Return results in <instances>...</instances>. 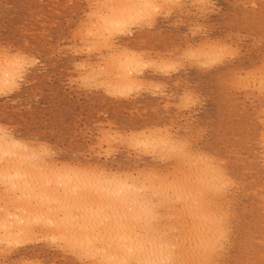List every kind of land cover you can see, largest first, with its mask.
<instances>
[{
  "label": "rangeland",
  "instance_id": "rangeland-1",
  "mask_svg": "<svg viewBox=\"0 0 264 264\" xmlns=\"http://www.w3.org/2000/svg\"><path fill=\"white\" fill-rule=\"evenodd\" d=\"M92 1L93 0H49V1L48 0H21V1L19 0H0V19H1L0 20V23H1L0 24V35H1L0 36V56L2 55V56L10 57V55L12 54L11 57H14V56L15 58L17 57L19 61L21 60L20 63H22L18 69L20 70L19 71L20 73L18 72L17 77L15 79V84H13V87L9 86V87L0 89V128L2 129V130L0 129V131L4 132V133L2 132V134L8 135L7 138L13 137L15 139L22 141L23 143L25 141L26 144L28 142L27 145L30 148L31 146H33V148L36 147L35 149L33 148L32 149L35 150V152H38L37 153L38 156L41 155L43 157L42 158L40 156V160L41 159L44 160L45 164H47V161H48V164H50V166L52 167L54 166L52 169V167H50L49 165L47 166L43 164V166H47V167H43V170L45 171L44 172L42 170V166H41L42 164L37 163V160L39 159L36 160V157H33L35 158V160H33V158L29 159L28 157L26 158L27 161L28 160L32 161V162L30 161L31 166L28 165L29 161L27 163L28 166L26 167H28L29 170L25 168L26 163L24 162L25 165H23V162H21V161L26 160L24 158V160L21 159L20 163L18 161H15L17 162L16 165L17 164L20 165L21 163L22 164L21 166H19V168H18V165L17 167L15 165L14 166L15 168H13L14 171H16L17 168L19 169L18 171H22L23 169L25 172H26L25 169H27V172H30V169H32L31 170L32 172L34 171V176L31 178L32 180L31 179L30 180L32 182L33 181L35 182V183L33 182V184L35 187H37V189L36 188H35L36 190L33 189V184H31L30 180H29L30 182L28 181V183L31 184L32 189H33L32 191H34V193L36 192L37 194L36 193L34 194L31 191V186L29 184H28L29 186H24V188L29 187L28 189H30L29 190L30 194L31 193L32 195L34 194L33 198L35 197L36 199L35 195H38V197H40L41 194L45 191V189L47 190L48 195H51V191L55 189L56 187H58L57 185L60 184L59 182L63 184L62 183L63 179L60 178L61 175L59 176V179L61 180H58L59 182L56 180L58 179V171L60 172V170L63 169V165H66L64 167L69 168V169L74 168L73 170H76L77 168L82 167L80 168L81 170L80 169L79 170L81 172L86 171L88 173H91L92 171H95V170H104L109 173L114 172L117 174L121 173L120 175L129 172L131 174H134V176H141L140 175L141 173L145 175L146 173H148L147 176L154 175L157 173L159 174L163 173L162 175L164 176V178L167 177L169 181L171 180L176 181L178 178L179 179L182 178V175L186 171L185 169H187V166L185 165L181 157L178 156L179 153L181 152L184 153L186 156H188L187 154L189 153V158H191L192 156H196V155L197 157L195 158H198V156L200 155L199 158H201L202 156L201 159L206 160L207 162H209V159L211 158L210 161L215 164H216V161L219 160L217 161V165L218 164L220 165L219 167L223 170L224 173H226V177L228 176L230 177L229 178L230 182L231 180L233 181L229 184L228 186L229 188L227 187L228 190H227V202H225L226 204L225 203L222 204L221 201H218L219 203L216 202L215 204L216 206L214 205V208H213L214 211L217 210L218 208L219 209L221 208L224 212L228 214V219H229L228 220V228H229L228 230H230L229 240L225 244L224 250L222 252V258L219 259L218 264H239L240 257L242 255L245 256V254L242 253V249L244 248V237L245 236H247L249 233H254L256 235L255 240L259 241L258 243L260 245L262 246L264 245V239L260 238V235H262L261 233L264 232V91H263L264 83L262 85V81H264L263 80L264 79V72H263L264 65H262L264 64V0H207V1L206 0H199V1L198 0H179V1L171 0L172 3L170 1L166 3H162L160 1V4L161 5L163 4V5L162 6L160 5L158 7L159 9L155 10L156 14H158L159 17L157 15H150L151 18L147 19L148 22L150 23H148L147 20H145L146 18H149V16L146 17L144 20L139 19V23L138 21H136L137 23L135 21L132 24L130 23V25H133V26L129 25V27H127L126 30L128 32L125 30L127 34L125 33V35L121 37L116 34L111 36L110 40L114 46L112 45V47L110 46L108 47V49L105 47H102V44L100 43V41L96 40L95 36L94 38L91 37V35L88 34V31H86L87 28L93 29L92 27H90V21L92 20V14L89 15L88 13H94V11L99 9L101 6L102 0L100 1L94 0L93 2ZM97 1L100 3H96ZM193 2H195V4ZM169 3L171 4V6L169 5ZM192 3L194 6L192 5ZM178 6H180L181 10L180 9L178 10L179 8ZM188 8H189V11H188ZM196 8L198 10H196ZM175 10L177 12H175ZM194 11L195 13H193ZM180 13H182L183 15ZM34 15L37 17H35ZM70 20H72V22ZM152 21L155 22V24ZM149 26L152 28H150ZM196 30L197 31L199 30V31L196 32ZM82 35L86 38L81 39ZM92 39L95 41V44H93L94 41ZM80 41H82V44H80L81 43ZM90 41H92L93 43ZM86 42H88V44ZM51 43L53 45H51ZM219 44L223 46L224 48L226 47L225 49L222 47L224 51L220 49L221 50L220 52H222L220 53L221 55H217L219 54V50L217 53V48L218 47L221 48ZM226 44L230 46L227 47ZM206 45L209 47L210 50L211 48L213 49L214 47H217V48H214V50H211L210 53H212V55L209 54V56L214 55L213 57L210 56L211 58H213V60H211L210 58L206 59L208 55H206V57L204 56L205 52H208L209 50ZM209 45L211 46V48ZM89 46L91 48H89ZM202 46L204 47L202 48ZM93 47H95L96 50ZM98 47L101 51L98 50ZM124 47H127L129 50H133L135 53L142 56L143 59L147 61H151L148 63L149 65L150 63H153V65H151V67L148 68L149 65L148 63H146L145 64L146 66L144 65L146 69L143 67L144 69H140L141 73L139 71L140 74H138V79L142 81V83L138 80L139 81L137 82L138 84H136L133 87V89H135V87L139 88V86L142 88H140V90L138 91L137 89L131 90L132 91L131 93L128 92L122 96L120 94L117 95L115 92L114 93L110 92V88L107 87L105 84V82L108 80L109 74L107 73V71L104 72V69L101 73L99 69H102L104 65H106V63L104 62H107L108 61L107 58L110 57L109 56L111 53L110 48H112L113 51L114 50L119 51V50L124 49ZM1 48L4 50H2ZM231 48H233L234 50ZM77 49L79 50L77 51ZM87 50L90 52H86ZM227 50L228 52L224 53L225 55L227 54L225 56L223 52ZM235 50H237V52ZM82 51L84 53H82ZM151 51L152 52L154 51V53H152ZM201 51L203 52L200 53ZM6 53L8 55H5ZM215 53H217L216 57H215ZM228 54L232 56L230 57V55ZM235 54H237V56H235ZM187 55H189V57ZM224 56H225V59H224ZM220 57H222V59ZM150 58L152 59L150 60ZM156 58H158L159 60ZM198 58L199 60L200 59L201 60L198 61ZM214 58L218 60H215ZM30 59H32L33 61ZM155 59H156L155 61L156 63L154 62ZM191 59L193 61H191ZM24 60L26 63H23ZM101 60L103 63L102 62L100 63ZM219 60L222 62H220ZM164 61L166 63L173 62L171 66L167 64L170 67L169 71L168 70L164 71L165 68L167 69L168 66L163 68L157 65L158 62H164ZM174 61H175V64H174ZM207 61H209V64ZM211 61L212 63H210ZM29 62H31V64L33 65L31 66ZM93 62H95L96 64ZM192 62H194V64ZM176 63L177 64L179 63V64L176 65ZM202 63L204 64L202 65ZM94 64L96 65V67L94 66ZM173 65H176V66H173ZM177 66L179 67V69ZM85 67L87 68V70ZM157 67H159L158 68L159 72L157 70ZM259 67L263 71H261ZM21 68H22V71H21ZM152 68H154L155 71ZM254 71L256 72L254 73ZM79 72L81 73L83 72V74L81 73L79 74ZM251 74L254 76L253 78ZM245 75H247L248 77ZM259 75H263V76L260 77ZM79 76L80 77L87 76V77H85L86 79L82 77V80H81ZM93 76H96L97 78L95 79V77ZM257 76L260 78H258ZM242 77L244 78L242 79ZM19 78L22 80H20ZM259 79L261 80L259 81ZM95 81L97 82L99 81L100 83L98 82L97 84V82L95 83ZM102 83H103V86H101ZM153 84L155 85L157 84L156 87L158 88H156L155 85ZM146 85H148V87ZM253 85H256V86H253ZM244 86H247V87L245 88ZM143 87H147V88H143ZM154 87L156 89H154ZM106 88L108 89V91ZM4 89L7 91L5 92ZM149 90H151V92ZM155 90L156 92L157 90L159 91L156 93L154 92ZM184 90L186 93L184 92ZM185 94L187 95V97H185L186 96ZM188 98L189 100H185ZM181 100H182V103L180 102ZM185 101L186 102L189 101L188 104ZM192 101H193V104L191 103ZM181 104L183 105V108ZM184 105L186 109L184 108ZM184 123H187V124H184ZM167 126L171 128H168ZM179 126L181 127V129ZM156 128H159L160 130ZM164 128L165 130L166 129L167 130L165 131ZM148 129L150 131H147ZM151 129L153 132L161 131L162 135L170 133L169 135L171 136V138L167 134V138L169 137L168 140H171L170 143L172 144L173 142V145L174 144L176 145V142H177V145L174 147L177 149L178 146H180L178 150L181 149V151H178V150H175L176 152L172 151L174 150V148L173 147L170 148L171 145L169 142H168L169 144L165 143L166 146H168L167 148L165 145L160 144V149L158 148V150L153 145L149 146L148 148L145 147L147 145H144L146 150L148 149L147 152L145 151L144 147L139 148L137 146H140V145L135 146L136 142L134 143V140H133L135 136L137 137V135H142V133H146V134H149V132L153 133ZM176 129H178V131ZM132 131L134 132V135ZM118 135L120 136V138ZM125 137L130 138L128 139L129 141H127ZM162 137H166V136H162ZM184 138L186 139V141ZM124 139H126V141ZM177 139L179 140V142ZM102 140H103V144H102ZM29 141L31 142V145ZM106 142H107V145H106ZM121 142H124V144H121ZM180 142L184 144L182 145ZM48 144H51V146ZM190 144H192L193 146ZM100 145H102V147ZM130 145H131V148L134 147L135 149L134 148L131 149ZM188 145L192 147H189ZM41 146H43V148L45 146L46 147L43 149ZM40 148L42 151L40 150ZM161 148L163 150L165 148L166 149L164 151H161L162 150ZM168 148L171 150H169ZM37 149L38 151H36ZM103 149L104 150L106 149V150L104 151ZM174 153H175V156H174ZM46 154L50 155V157H48V155ZM103 154H107V155H103ZM157 154H159L160 156L159 155L157 156ZM53 155H56V156L54 157ZM170 155H172L173 158ZM162 157H164V160ZM214 159H215V162H214ZM161 160L164 163L161 162ZM31 163L34 164L33 165L34 168H32ZM41 163H43V161ZM51 163L53 165H51ZM36 164L37 166H39L40 164L39 168H41L42 171L40 169H39L40 171H38V169L36 170L37 168L35 166ZM56 164H57L58 169L57 167H55ZM183 165L184 167L182 168ZM68 166H72V167H68ZM20 167L23 169L20 170ZM49 167L51 170L49 169ZM47 168L50 170V173L48 170H46ZM181 169L182 170L184 169V170L182 171ZM7 170L9 172L14 173V171H12L11 168L10 169L7 168ZM88 170L91 172H89ZM179 170H181L182 172ZM53 171H56L55 174ZM174 171H176L175 173L179 177L175 173H173ZM5 172L7 171L5 170ZM37 172L39 174L38 177L39 176L40 177L37 178L35 181V178L37 177L36 176ZM46 172L49 177L46 175ZM52 175L57 177V178L54 177V179H55V182L56 181L58 182V184L54 183L53 181L54 179L52 178L53 177ZM163 176L161 177L163 178ZM43 178H45V180ZM46 179L47 180L49 179L48 184H46L47 183ZM50 180L53 181L51 183L52 185L49 184L51 182ZM42 181L43 182L46 181L44 183L45 187H47V185H49L50 187L45 188L41 183ZM36 184H38V186H36ZM39 185H42V187ZM60 185L59 187L62 186ZM19 187L20 188H16V189L17 190L21 189V192L24 191L25 193L23 192V194H21L20 192H18L20 190L17 191L11 188L9 190H5L3 187L0 186V195L3 197V198H0L1 199L0 201L3 203L7 201L4 204L0 202V207L2 208L4 206V208L0 210V216L1 215H2L1 217L4 216L3 217L4 219L3 218L2 219L7 223V221L8 222L13 221L12 218L15 217L13 216L14 214L18 215V212L21 213V211L17 212V210H19L20 208L21 209L25 208L23 209V212H26L25 211L26 208L30 207L33 210V206H34V210L36 211L37 209L38 212L36 211L37 212L36 214L35 213L32 214V212H35V211H30V213L32 214L30 215L32 217L31 216L30 218L27 217V215L29 214L30 208L29 210L27 209L28 212H26L25 214L21 213L20 215L19 213V215L17 216V220L20 219L21 220L20 222L22 223L24 221V218L22 220L21 217L22 216L25 218L27 217L26 219H29V220L27 221L25 220V221L28 227L24 223L21 226L23 227L24 225V227L26 226L27 229L29 227L31 228L28 229L29 230L28 234H26L27 233L26 231L27 229H26L25 230L26 233L24 232V234L21 235V236L24 235V238L19 237V236H17L16 238V239H21L22 241H25V242L26 240L30 241L32 238L33 241L31 240L30 242H26L27 245L26 243L20 244L21 247H19V244H18L19 240L16 243L15 242L13 243L12 240H9V242H12L10 246H7L8 245L7 243L5 244L0 243V247H1L0 250L4 249L3 251H0V264H28V261L30 262L29 264H37V263L38 264H85L86 263L85 260L78 259L76 255H73L69 250L66 249L67 248L66 246L68 244L67 242H69L68 240L72 235V234L65 233L67 231L70 232L68 229L66 230V228H68L67 225L72 226V227H77L76 225L79 223L78 227L75 228V230H73L72 227H69L70 229L72 228L71 231L73 230V231H76L77 233V232H81V228L83 232V229L87 227L85 226L87 224L86 223H84L85 225L82 224L83 222H85V220H82L80 218L81 216L80 211L73 212V215H74L73 218L77 216V219H78L77 224H76V221L74 222L72 221L74 219H72L71 223L69 224L68 222L70 221L69 220L68 222L66 221V218H68L67 215H66V218H63L64 215L61 214L62 212L59 213V211H62V210L58 211L60 204H57L58 202H55V201L58 200L60 203L61 200L59 199L60 197L58 196H60V194L62 193L63 186L61 187V189L59 188L60 190L56 188L58 191L55 189V191H57L58 193L55 192L54 190L52 191L53 193L55 192L56 195L60 193L58 196L54 195L55 199L51 198L53 197V195H51L50 197L47 195V192H44V194H46L44 197L47 196V198H51L52 200L49 201L46 198H43V195H44L43 194L41 196L42 199L47 200V201L44 200L43 202L41 201V198H39L41 202L39 201V199H37L38 201L37 200L32 201L33 198L31 199L30 197L31 195L29 194V192L27 190H24V188L21 187L20 185ZM38 187L40 189L44 187L45 189L40 190L42 191L41 193L40 191L38 192L39 190ZM48 188H51L49 189L51 190L50 192ZM3 190L6 191V192L4 191V193H11L9 194L10 197L8 196L9 199L7 198L6 195L2 194ZM10 190L14 193H12ZM14 194H16L15 197H14ZM28 194L30 195L29 196L30 200L26 201V198L27 199L29 198L26 196ZM24 195L26 198L24 197ZM169 195L170 194H167L166 197L165 195H163L162 197H164L163 198L164 200L162 199V197H160V202L154 201L153 205H155L156 203L155 208L157 206V209L153 208V210L154 211L156 210L155 213H158L157 215L159 216L161 215L160 228L162 229L166 227L164 229H169L168 231H172L173 226H175L176 224L175 221L177 219V216H174L175 213L177 212L176 208L178 207L177 208L178 210L179 209L182 210V209H181V205L179 204V202H176L174 199L169 198L170 197ZM16 197L19 198V200H21L20 198H22L21 202L18 203L19 200L16 201L17 199ZM167 198L171 200L170 202L171 205L169 204L168 201H166ZM10 200H12L15 203V207L13 205L14 203ZM23 201L26 202V204L25 202L23 203L25 204V206L21 204ZM53 201L58 205V208H57V206L53 203L54 204L53 207H56L57 209L52 208L51 203ZM16 202L18 203V205ZM49 202H51L50 205H49ZM8 203L9 205H7ZM36 203L38 204L44 203L46 206L49 205V207H45L44 205L43 207H45V209L43 208L44 210H42L41 209L42 204H41L39 205L40 207H36L35 209V206L37 205ZM173 203H176L178 205L175 207L176 204L174 205ZM20 204L22 206H20ZM27 204L30 206L28 207ZM162 205L165 207V209ZM222 205L224 206L222 207ZM5 207H10L11 209L6 208V209H9L6 211ZM50 207L52 211L49 210ZM16 208L17 210L15 212L14 210ZM38 208L42 210L43 215H44V211L45 212L46 211L55 212V209H56V212H58L59 214L55 213L56 215L55 217L56 218L58 216L59 217L56 219L53 216L54 213H51L53 214L52 215L53 219H52L50 217L51 216L50 213L47 212L45 214L46 215L49 214V216H45L47 217L45 218L43 215H40L41 210H39ZM7 212H9L10 215H6L8 214ZM11 213L13 214L11 215ZM169 214L170 216H168ZM33 215L34 217L37 216L38 217L37 219L39 221L37 220L35 221L36 218H34ZM7 216H9V218L10 216H13V217L9 219ZM5 217H7L9 220L6 219ZM42 217L44 218L42 219ZM48 217H50V219L56 222V223L54 222L53 227H51L53 225V221L52 220H51L52 222L50 221L52 225L49 224L50 219ZM33 218H34V224H35L34 226L32 223ZM71 218L72 217H70V219ZM161 218L165 220L163 219L161 220ZM2 219L0 220V222H3V223H0V224H6L4 223V221H2ZM44 219H47V221ZM17 220H16V224L17 226H19L20 224L17 223ZM43 220L45 222L43 223L44 225L46 224V226L41 224ZM56 220L62 222V224L63 225L65 224L66 226L65 225L63 226L62 224L61 225L57 224L58 221ZM79 220L81 223L78 222ZM39 222L41 225L39 224ZM63 222H66L67 224ZM171 223L174 225H172ZM11 224L12 225L14 224L13 226L16 225L15 222L14 223L10 222V224L8 223L7 225H11ZM167 224L169 225V228L167 227ZM37 225L39 227H36ZM79 225L83 227H79ZM40 226L42 228L44 227L45 228L48 227V228L45 231V228L43 230ZM61 226L66 227L65 228L66 231L65 230L63 231V228ZM33 228H37V230ZM58 228L59 230H56ZM79 228L80 230H78ZM40 229L42 232L40 231ZM60 229L62 231H60ZM31 230L32 231L34 230V231L32 232ZM0 231H1V227H0ZM51 231L53 232L51 233ZM35 232L39 235L36 236ZM51 234H54L56 236L54 237V235L52 236ZM60 234L61 236L67 234L66 239H63L61 237L63 239L61 240V238H59L60 236L57 238V236ZM72 236H75V234ZM53 237L56 242L55 241L53 242L54 240ZM75 238H77V236ZM40 239H41V242H40ZM43 239H46V240L48 239V240L45 241ZM59 239L61 240L60 242L62 241H66V242H64V244L63 242L60 243L58 242ZM15 244H18V245L16 246ZM56 244L58 247L56 246ZM63 245H65V247H63ZM60 246L65 249H62ZM6 251H7V255H6ZM2 252L4 253V255ZM247 257L249 258V256ZM261 264H264V263H261Z\"/></svg>",
  "mask_w": 264,
  "mask_h": 264
},
{
  "label": "bare ground",
  "instance_id": "bare-ground-1",
  "mask_svg": "<svg viewBox=\"0 0 264 264\" xmlns=\"http://www.w3.org/2000/svg\"><path fill=\"white\" fill-rule=\"evenodd\" d=\"M21 1V0H19ZM49 1V0H48ZM94 1V0H93ZM92 1V2H93ZM100 1V0H99ZM160 1L162 3H166V2H171V0H102L101 1V6L99 9H97L96 11H94V13H88L89 15L92 14V20L90 21V27H92L93 29H88L86 31H88V34L91 35V37L94 38V36L96 37V40L100 41V43L102 44V47H105L108 49V47H112L113 43L111 42L110 38L111 36H113L114 34L118 35V36H124L125 33L127 34V27H129L130 23L132 24L134 21H138L139 23V19H145L146 17L149 16V18H146L145 20L147 19H150L151 16L150 15H157L156 14V9H159L158 7L161 5L160 4ZM179 1V0H177ZM199 1V0H198ZM207 1V0H206ZM14 2V1H13ZM16 2V1H15ZM68 2V1H67ZM87 2V1H86ZM247 2V1H246ZM22 3V2H21ZM27 3V2H26ZM51 3V2H50ZM63 3V1H62ZM71 3V2H70ZM77 3V2H76ZM96 3H100V2H96ZM172 3V2H171ZM174 3V2H173ZM182 3V2H181ZM195 4V2H193ZM192 3V5H193ZM203 3V2H202ZM214 3V2H213ZM11 4V3H9ZM15 4V3H14ZM38 4V3H37ZM183 4V3H182ZM24 5V4H23ZM39 5V4H38ZM42 5V4H41ZM52 5V4H51ZM69 5V4H68ZM100 5V4H99ZM98 5V6H99ZM163 5V4H162ZM161 5V6H162ZM169 5L171 6V4L169 3ZM180 5V4H178ZM14 6V5H13ZM36 6V5H35ZM60 6V5H59ZM90 6V5H89ZM194 6V5H193ZM44 7V6H43ZM56 7V6H55ZM91 7V6H90ZM89 7V8H90ZM93 7V6H92ZM178 10L180 9V6H178ZM203 7V6H202ZM5 8V7H4ZM3 8V9H4ZM33 8V7H32ZM39 8V6H38ZM57 8V7H56ZM88 8V7H87ZM98 8V7H97ZM168 8V6H167ZM192 8V6H191ZM23 9V7H22ZM58 9V8H57ZM166 9V7H165ZM184 9V8H183ZM187 9V8H186ZM207 9V8H206ZM20 10V9H19ZM54 10V9H53ZM172 10V9H171ZM170 10V11H171ZM181 10V9H180ZM196 10H198L196 8ZM42 11V10H41ZM59 11V10H58ZM70 11V10H69ZM84 11V10H82ZM165 11V10H164ZM188 11H189V8H188ZM203 11V10H202ZM210 11V10H209ZM208 11V12H209ZM213 11V10H212ZM163 12V11H161ZM173 12V11H172ZM175 12H177L175 10ZM181 12V11H180ZM185 12V11H184ZM16 13V12H15ZM46 13V12H45ZM83 13V12H82ZM153 13V14H152ZM195 13V11L193 12ZM54 14V13H53ZM58 14V13H57ZM182 14V13H180ZM36 15V13H35ZM34 15V16H35ZM38 15V14H37ZM62 15V14H61ZM88 15V16H89ZM183 15V14H182ZM196 15V14H195ZM194 15V16H195ZM6 16V15H5ZM13 16V15H12ZM33 16V15H31ZM55 16V15H54ZM74 16V15H73ZM167 16V15H165ZM172 16V15H171ZM191 16V15H190ZM199 16V15H198ZM11 17V16H10ZM14 17V16H13ZM25 17V16H24ZM37 17V16H35ZM81 17V16H79ZM159 17V16H158ZM16 18V17H15ZM87 18V17H86ZM3 19V17H2ZM43 19V18H42ZM79 19V18H78ZM1 20V19H0ZM39 20V19H38ZM69 20V19H68ZM67 20V21H68ZM142 20V21H143ZM154 20V19H153ZM33 21V20H32ZM72 22V20H70ZM86 21V20H85ZM89 21V19H88ZM150 21V20H149ZM24 22V21H23ZM30 22V21H29ZM83 22V21H82ZM81 22V23H82ZM148 22V20H147ZM153 22V21H152ZM3 23V22H2ZM44 23V22H43ZM42 23V24H43ZM52 23V22H51ZM70 23V22H69ZM137 23V22H136ZM150 23V22H148ZM155 24V22H153ZM1 24V23H0ZM23 24V23H22ZM38 24V23H37ZM68 24V23H67ZM141 24V23H140ZM147 24V23H146ZM8 25V24H7ZM36 25V24H35ZM54 25V24H53ZM88 25V24H87ZM143 25V24H142ZM46 26V25H45ZM69 26V25H68ZM81 26V25H80ZM130 26H133V25H130ZM137 26V25H136ZM153 26V25H152ZM6 27V26H5ZM16 27V26H15ZM87 27V26H86ZM143 27V26H142ZM146 27V26H144ZM148 27V26H147ZM150 27V26H149ZM200 27V26H198ZM8 28V27H7ZM133 28V27H132ZM152 28V27H150ZM192 28V27H191ZM4 29V27H3ZM17 29V28H16ZM29 29V28H28ZM37 29V28H36ZM51 29V28H50ZM78 29V28H77ZM130 29V28H129ZM198 29V28H197ZM207 29V28H206ZM25 30V29H24ZM22 30V31H24ZM44 30V29H43ZM85 30V29H84ZM127 32H126V31ZM71 31V30H70ZM199 31V30H198ZM196 30V32H198ZM41 32V31H40ZM130 32V31H129ZM134 32V31H133ZM194 32V31H193ZM39 33V32H38ZM46 33V32H45ZM36 34V33H35ZM44 34V33H43ZM195 34V33H194ZM31 35V34H30ZM29 35V36H30ZM115 35V36H116ZM193 35V33H192ZM197 35V34H196ZM195 35V36H196ZM1 36V35H0ZM28 36V35H27ZM67 36V35H66ZM65 36V37H66ZM78 36V35H77ZM127 36V35H126ZM31 37V36H30ZM36 37V36H35ZM73 37V35H72ZM81 37V36H80ZM2 38V37H1ZM45 38V37H44ZM62 38V37H61ZM68 38V37H67ZM79 38V37H78ZM86 38L82 35V38ZM73 39V38H72ZM58 40V39H57ZM93 40V39H92ZM119 40V39H118ZM40 41V39H39ZM66 41V40H65ZM69 41V40H68ZM73 41V40H72ZM94 41V40H93ZM97 41V42H98ZM117 41V40H116ZM210 41V39H209ZM218 41V40H217ZM27 42V41H26ZM71 42V41H70ZM82 44V41H80ZM89 42V41H88ZM88 42H86L88 44ZM92 42V41H90ZM118 42V41H117ZM28 43V42H27ZM84 43V42H83ZM93 43V42H92ZM98 43V44H100ZM115 43V42H114ZM217 43V42H216ZM3 44V43H2ZM78 44V43H77ZM95 44V41L94 43ZM92 44V45H93ZM97 44V45H98ZM215 44V43H214ZM225 44V43H223ZM8 45V44H7ZM27 45V44H26ZM43 45V44H42ZM51 45H53L51 43ZM72 45V44H70ZM84 45V44H83ZM96 45V46H97ZM118 45V44H117ZM202 45V44H201ZM216 45V44H215ZM220 45V44H219ZM14 46V45H13ZM28 46V45H27ZM59 46V45H58ZM95 46V47H96ZM101 46V45H100ZM99 46V47H100ZM114 46V45H113ZM192 46V45H191ZM207 46V45H206ZM210 46V45H209ZM217 46V45H216ZM227 47H229L230 45H227ZM26 47V46H24ZM75 47V46H74ZM85 47V46H84ZM93 47V48H95ZM98 47V50L101 51ZM120 47V46H119ZM117 47V48H119ZM196 47V46H195ZM200 47V45H199ZM204 46H202L203 48ZM213 47V46H212ZM221 48H217V47H214V48H217V53H218V50H219V54L215 53V57L217 55H221L220 52L221 50H223V46L220 45ZM223 47V48H222ZM35 48V47H34ZM66 48V47H65ZM78 48V47H76ZM89 48H91L89 46ZM101 48V47H100ZM115 48V49H117ZM207 48L209 49V47L207 46ZM211 48V46H210ZM214 48L211 50H214ZM226 48V47H225ZM224 48V49H225ZM2 49V48H1ZM44 49V48H43ZM83 49V48H82ZM192 49V48H191ZM197 49V48H196ZM200 49V48H199ZM198 49V50H199ZM221 49V50H220ZM233 49V48H231ZM237 49V48H236ZM4 50V49H2ZM22 50V49H21ZM33 50V49H31ZM48 50V48H47ZM53 50V49H52ZM74 50V49H73ZM79 49H77L78 51ZM81 50V48H80ZM94 50V49H93ZM96 50V48H95ZM103 50V48H102ZM177 50V49H176ZM210 50V49H209ZM208 52H205V57L206 55L209 56V54L212 55L211 50ZM230 50V49H228ZM225 51L223 52L226 53L228 52ZM234 50V49H233ZM238 50V49H237ZM237 50H235L237 52ZM19 51V50H18ZM59 51V50H58ZM61 51V50H60ZM106 51V50H105ZM110 57L107 58L108 61L107 62H104L106 63V65L101 66L103 67L102 69H99L102 73L103 69H104V72L107 71V73L109 74V77H108V80L105 82L106 86L110 88V92L112 93H116L117 95H124L128 92H132L131 90H135L137 89L140 90V87L139 88H136L133 89V87L138 84L137 82H139L140 80L138 79V74L141 73L140 69H146V67H144V65L148 62H151V61H147L145 59H143L142 56H140L139 54L135 53L133 50H129L127 47H124V49L122 50H119V51H113L112 48H110ZM190 51V50H189ZM188 51V52H189ZM200 51V50H199ZM205 51V50H204ZM24 52V51H23ZM66 52V51H65ZM74 52V51H73ZM86 52H90V51H86ZM94 52V51H92ZM103 52V51H102ZM143 52V51H142ZM152 52V51H151ZM159 52V51H158ZM203 51H201L200 53H202ZM231 52V51H230ZM239 52V51H238ZM28 53V52H27ZM55 53V52H54ZM62 53V52H60ZM67 53V52H66ZM82 53H84L82 51ZM97 53V51H96ZM107 53V52H106ZM140 53V52H139ZM150 53V51H149ZM154 53V51L152 52ZM157 53V52H156ZM168 53V52H167ZM3 54V53H2ZM11 54V52H10ZM31 54V53H30ZM78 54V53H77ZM91 54V53H90ZM160 54V53H159ZM184 54V53H183ZM189 54V53H187ZM204 54V53H203ZM202 54V55H203ZM214 54V52H213ZM217 54V55H216ZM239 54V53H238ZM5 55H8L7 53ZM12 55V54H11ZM10 57L9 56H0V89L1 88H6V87H13V84H15V79L17 77V74L20 70L19 67L22 63L21 60L19 61V59H17V57L15 58L14 57ZM15 55V54H14ZM48 55V54H47ZM63 55V54H62ZM86 55V54H85ZM89 55V54H88ZM93 55V54H92ZM101 55V54H100ZM143 55V54H142ZM150 55V54H149ZM161 55V54H160ZM165 55V54H164ZM168 55V54H166ZM172 55V54H171ZM194 55V54H192ZM199 55V54H198ZM210 55V56H211ZM225 55V54H224ZM227 55V54H226ZM225 55V56H226ZM230 55V54H228ZM18 56V55H17ZM23 56V55H22ZM31 56V55H30ZM99 56V55H98ZM102 56V55H101ZM106 56V55H105ZM103 56V57H105ZM148 56V55H147ZM186 56V55H185ZM189 57V55H187ZM206 57V59L210 58L211 60H213V56H209V57ZM225 56H224V59H225ZM232 55H230L231 57ZM235 56H237V54H235ZM234 56V57H235ZM19 57V56H18ZM21 57V56H20ZM24 57V56H23ZM66 57V56H65ZM159 57V56H158ZM167 57V56H166ZM191 57V56H190ZM203 57V56H202ZM232 57V58H234ZM33 58V57H32ZM50 58V57H49ZM53 58V57H52ZM99 58V57H98ZM147 58V57H145ZM176 58V57H174ZM181 58V57H180ZM186 58V57H185ZM193 58V56H192ZM200 58V57H199ZM198 58V61H200ZM222 59V57H220ZM231 58V59H232ZM23 59V58H22ZM38 59V58H37ZM103 59V58H102ZM152 58H150L151 60ZM154 59V58H153ZM158 59V58H156ZM156 59L154 60V62L156 61ZM164 59V58H163ZM168 59V58H167ZM170 59V58H169ZM178 59V58H176ZM197 59V58H196ZM195 59V61H196ZM215 60H218L216 58H214ZM223 59V60H224ZM227 59V58H226ZM230 59V60H231ZM32 60V59H30ZM159 60V59H158ZM186 60V59H185ZM27 61V59H26ZM33 61V60H32ZM31 61V62H32ZM37 61V60H35ZM84 61V59H83ZM92 61V60H91ZM99 61V60H98ZM161 61V60H160ZM163 61V60H162ZM170 61V60H169ZM172 61V60H171ZM180 61V60H179ZM189 61V60H187ZM191 61H193L191 59ZM220 61V60H219ZM227 61V60H226ZM229 61V60H228ZM23 62V61H22ZM30 65L32 66L33 64ZM77 62V61H76ZM90 62V61H89ZM102 62V60L100 61V63ZM153 62V61H152ZM178 62V61H177ZM206 62V60H205ZM208 64H209V61H207ZM222 62V61H220ZM23 63H26L25 60ZM36 63V62H35ZM95 63V62H93ZM103 63V62H102ZM156 63V62H155ZM173 63V62H172ZM172 63H166L165 61L164 62H158L157 65L159 67H163L165 68L166 66H168L167 64H169L170 66L172 65ZM194 64V62H192ZM200 63V62H199ZM197 63V64H199ZM212 63V61L210 62ZM214 63V62H213ZM219 63V62H218ZM44 64V63H42ZM73 64V63H72ZM78 64V63H77ZM76 64V66H77ZM96 64V63H95ZM94 64V66L96 67V65ZM174 64H175V61H174ZM179 64V63H178ZM176 63V65H178ZM201 64V63H200ZM204 63H202L203 65ZM29 65V64H28ZM79 65V64H78ZM84 65V64H83ZM82 65V66H83ZM89 65V64H88ZM149 65V63H148ZM151 65H153V63H150L149 67H151ZM176 65H173V66H176ZM185 65V64H183ZM192 65V64H191ZM196 65V64H195ZM215 65V64H214ZM217 65V63H216ZM264 65V64H262ZM27 66V65H26ZM43 66V65H42ZM146 66V65H145ZM156 66V65H154ZM153 66V67H154ZM207 66V65H206ZM212 66V65H211ZM28 67V66H27ZM34 67V66H33ZM32 67V68H33ZM75 67V65H74ZM80 67V66H79ZM98 67V66H97ZM144 67V68H143ZM157 67V70L158 68ZM178 67V66H177ZM184 67V66H183ZM192 67V66H191ZM200 67V65H199ZM81 68V67H80ZM83 68V67H82ZM86 68V67H85ZM90 68V67H89ZM147 68V69H148ZM155 68V67H154ZM152 68V69H154ZM162 68V69H163ZM169 66L167 67V69L165 68L164 71L168 70L169 71ZM202 68V66H201ZM260 68V67H259ZM78 69V67H77ZM84 69V68H83ZM179 69V67H178ZM213 69V68H212ZM75 70V69H74ZM87 70V68H86ZM89 70V69H88ZM256 70V69H255ZM261 70V68H260ZM21 71H22V68H21ZM29 71V70H28ZM62 71V70H61ZM64 71V70H63ZM93 71V70H92ZM140 71V73H139ZM155 71V69H154ZM263 71V70H261ZM69 72V71H68ZM78 72V71H77ZM90 72V71H89ZM97 72V71H96ZM159 72V70H158ZM162 72V71H161ZM172 72V71H171ZM176 72V71H175ZM247 72V71H246ZM256 71H254L255 73ZM258 72V71H257ZM264 72V71H263ZM20 73V72H19ZM22 73V72H21ZM81 72H79L80 74ZM95 73V72H94ZM99 73V72H98ZM261 73V72H260ZM83 74V72L81 73ZM97 74V73H96ZM107 74V75H108ZM166 74V72H165ZM88 75V73H87ZM95 75V74H94ZM106 75V76H107ZM252 75V74H251ZM21 76V75H20ZM92 76V74H91ZM99 76V75H98ZM167 76V75H166ZM247 76V75H245ZM244 76V77H245ZM256 76V75H255ZM260 77L263 76V75H259ZM23 77V76H22ZM80 77V76H79ZM83 77V76H82ZM82 77L81 80H82ZM87 77V76H85ZM83 77V78H85ZM95 77V79L97 78L96 76H93ZM92 77V78H93ZM242 77V79L244 78ZM248 77V76H247ZM250 77V76H249ZM254 76L252 75V78ZM258 77V76H257ZM258 77V78H260ZM72 78V77H71ZM77 78V77H76ZM101 78V77H99ZM105 78V77H104ZM251 78V79H252ZM263 78V77H262ZM20 79V78H19ZM26 79V78H25ZM78 79V78H77ZM86 79V78H85ZM143 79V78H142ZM141 79V80H142ZM240 79V78H239ZM247 79V78H245ZM244 79V80H245ZM256 79V78H255ZM22 80V79H20ZM72 80V79H71ZM74 80V79H73ZM80 80V79H79ZM78 80V81H79ZM105 80V79H104ZM139 80V81H138ZM145 80V79H144ZM253 80V79H252ZM258 80V79H257ZM261 79H259L260 81ZM264 80V79H263ZM19 81V80H18ZM36 81V80H35ZM76 81V80H75ZM86 81V80H85ZM90 81V80H88ZM93 81V80H92ZM101 81V80H99ZM98 81V82H99ZM103 81V80H102ZM250 81V80H248ZM254 81V80H253ZM23 82V81H22ZM97 81H95L96 83ZM97 82V84H98ZM142 83V81H140ZM87 83V82H86ZM100 83V82H99ZM160 83V82H159ZM253 83V82H252ZM258 83V82H257ZM264 81H262V85H263ZM25 84V83H24ZM27 84V83H26ZM85 84V83H84ZM94 84V82H93ZM140 84V83H139ZM146 84V83H145ZM158 84V83H157ZM156 84V85H157ZM176 84V82H175ZM240 84V83H239ZM259 84V83H258ZM88 85V84H87ZM152 85V84H151ZM155 85V84H153ZM155 85V87H156ZM245 85V84H244ZM257 85V84H256ZM256 85H253V86H256ZM17 86V84H16ZM15 86V87H16ZM72 86V85H71ZM86 86V85H85ZM99 86V85H98ZM103 86V83L102 85ZM100 86V87H101ZM138 86V85H137ZM148 87V85H146ZM177 86V85H176ZM235 86V85H234ZM241 86V85H240ZM248 86V85H247ZM247 86H244L245 88ZM251 86V85H250ZM259 86V85H258ZM90 87V86H89ZM147 87H143V88H147ZM158 88V87H156ZM169 87V86H168ZM87 88V87H86ZM92 88V87H91ZM150 88V87H149ZM161 88V87H160ZM239 88V87H238ZM242 88V87H241ZM255 88V87H254ZM20 89V88H19ZM105 89V88H104ZM107 89V88H106ZM243 89V88H242ZM248 89V88H247ZM251 89V88H250ZM259 89V88H257ZM5 90V89H4ZM142 90V89H141ZM164 90V89H163ZM7 90H5L6 92ZM21 91V90H20ZM108 91V89H107ZM145 91V90H144ZM147 91V90H146ZM151 92V90H149ZM153 91V90H152ZM159 90H157L158 92ZM166 91V90H165ZM264 91V89H263ZM4 92V93H5ZM142 92V91H141ZM156 92V90L154 91ZM156 92V93H157ZM185 92V90H184ZM183 92V93H184ZM2 93V91H1ZM137 93V92H136ZM144 93V92H143ZM186 93V92H185ZM192 93V92H191ZM194 93V92H193ZM14 94V93H13ZM141 94V93H140ZM154 94V93H153ZM162 94V93H161ZM188 94V93H187ZM10 95V94H8ZM115 95V94H114ZM128 95V94H127ZM160 95V94H159ZM163 95V94H162ZM186 95V94H185ZM138 96V95H137ZM140 96V95H139ZM157 96V95H156ZM72 97V96H71ZM132 97V96H130ZM163 97V96H162ZM187 97V95L185 96ZM189 97V95H188ZM196 97V96H195ZM137 98V97H136ZM183 98V97H182ZM168 99V98H167ZM185 100H189L188 99H185ZM196 100V99H194ZM193 100V101H194ZM193 101L191 102L193 104ZM199 101V100H198ZM182 103V100L180 101ZM186 102V101H185ZM184 102V103H185ZM189 102V101H188ZM188 102H186L188 104ZM171 104V103H170ZM169 104V105H170ZM175 104V103H174ZM3 105V104H2ZM182 105V104H181ZM186 105V104H185ZM185 105H184V108H185ZM174 106V105H173ZM176 106V105H175ZM180 106V105H179ZM165 107V106H164ZM181 107V106H180ZM188 107V106H187ZM196 107V106H195ZM177 108V107H176ZM182 108H183V105H182ZM168 109V108H167ZM181 109V108H180ZM186 109V108H185ZM184 109V110H185ZM131 113V112H130ZM182 118V117H181ZM189 118V117H187ZM195 120V119H194ZM174 121V120H173ZM193 121V119H192ZM172 123V122H171ZM101 124V123H100ZM99 124V125H100ZM110 124V122H109ZM173 124V123H172ZM184 124H187V123H184ZM102 125V124H101ZM104 125V124H103ZM174 125V124H173ZM6 126V125H5ZM108 126V125H107ZM113 126V125H112ZM7 127V126H6ZM168 127V126H167ZM180 127V126H179ZM194 127V126H193ZM168 128H171V127H168ZM1 129V128H0ZM110 129V128H109ZM158 130H160L159 128H156ZM181 129V127H180ZM192 129V128H191ZM190 129V130H191ZM205 129V128H204ZM2 130V129H1ZM5 130V129H3ZM163 130V129H162ZM165 130V128H164ZM167 130V129H166ZM165 130V131H166ZM169 130V129H168ZM174 130V129H173ZM178 131V129H176ZM186 130V129H185ZM202 130V129H201ZM8 131V130H7ZM147 131H150L149 129ZM152 131V129H151ZM156 131V130H154ZM3 132V131H2ZM2 132L0 131V186L3 187L5 190H9L10 188L11 189H14V190H17L16 188H20L19 185L21 187L24 188V186H31V184H33V182L31 181L32 177L34 176V171L32 172L30 169V172H27V169L29 170L28 165H30V161L31 160H28L26 158L29 157V159H32L33 157H36V160H37V163H40L42 164V170H43V167H47L48 165L50 166V164H48V161H47V164H45L44 160H40V156H38V152H35V148H33V146H31V148L25 143L18 140V139H15L13 137H9L7 138L8 135H4L2 134ZM9 132V131H8ZM7 132V133H8ZM106 132V131H105ZM115 132V130H114ZM133 132V131H132ZM140 132V131H139ZM144 132V131H142ZM153 132V131H152ZM172 132V131H171ZM4 133V132H3ZM6 133V132H5ZM104 133V132H102ZM112 133V131H111ZM110 134V133H109ZM118 134V133H117ZM161 134V131L159 132H153V133H150L149 134H146V133H142V135H137V137L135 136V138L133 139L134 140V143L136 142L135 146L136 145H140V146H137V147H144V145H147L145 146L146 148H148L149 146L153 145L157 148L160 149V144L162 145H165V143H170L171 140H168L167 138V134L168 136H170L169 134L170 133H167L165 135H160ZM192 134V133H191ZM203 134V133H202ZM108 135V134H106ZM123 135V134H122ZM127 135V134H126ZM132 135V134H131ZM133 135H134V132H133ZM199 135V134H198ZM6 136V137H4ZM10 136V134H9ZM14 136V135H13ZM105 136V135H104ZM117 136V135H116ZM119 136V135H118ZM162 136H166V137H162ZM177 136V135H175ZM187 136V135H186ZM106 137V136H105ZM104 137V138H105ZM127 137V136H126ZM125 137V138H126ZM134 137V136H133ZM173 137V136H172ZM179 137V136H178ZM103 138V139H104ZM108 138V137H107ZM110 138V136H109ZM118 138V137H117ZM120 138V136H119ZM123 138V137H122ZM171 138V136H170ZM194 138V137H193ZM192 138V140H193ZM199 138V137H198ZM98 139V137H97ZM102 139V138H101ZM127 141H129L128 139L130 138H126ZM126 139H124L126 141ZM132 139V138H131ZM185 139V138H184ZM195 139V138H194ZM105 140V139H104ZM123 140V139H122ZM178 140V139H177ZM110 141V140H109ZM182 141V139H181ZM186 141V139H185ZM184 141V142H185ZM189 141V140H187ZM198 141V140H197ZM30 142V141H29ZM115 142V141H114ZM113 142V143H114ZM179 142V140H178ZM117 143V141H116ZM126 143V142H125ZM132 143V141H131ZM129 143V144H131ZM168 143V144H169ZM175 143V142H174ZM181 143V142H180ZM179 143V145H180ZM193 143V142H192ZM35 144V143H34ZM37 144V143H36ZM45 144V143H44ZM47 144V143H46ZM102 144H103V140H102ZM121 144H124V142H121ZM167 144V145H168ZM182 145L184 143H181ZM189 144V143H188ZM30 145H31V142H30ZM51 146V144H48ZM106 145H107V142H106ZM109 145V144H108ZM113 145V144H112ZM170 148L173 147L174 150L172 151H175V150H178V148H180V146H178V148L176 149L174 146L177 145V142H176V145L174 144L173 145V142L172 144L170 143ZM173 145V146H172ZM192 145V144H190ZM96 146V145H94ZM102 147V145H100ZM189 146V145H188ZM187 146V147H188ZM193 146V145H192ZM192 146H189V147H192ZM43 148V146H41ZM46 147V146H45ZM44 147V148H45ZM49 147V146H48ZM90 147V146H89ZM136 147V148H137ZM144 147L145 151L147 152L148 149L146 150V148ZM168 146H166L167 148ZM186 147V146H185ZM188 147V148H189ZM33 148V149H32ZM43 148V149H44ZM51 148V147H50ZM94 148V147H93ZM130 148H131V145H130ZM134 148V147H133ZM131 148V149H133ZM152 148V147H151ZM164 148V146H163ZM165 148V149H166ZM172 148V149H173ZM183 148V147H182ZM108 149V148H107ZM115 149V148H114ZM135 149V148H134ZM142 149V148H141ZM143 149V150H144ZM162 149V148H161ZM164 149V150H165ZM169 149V148H168ZM185 149V148H184ZM191 149V148H190ZM189 149V151H190ZM41 150V148H40ZM46 150V149H45ZM44 150V151H45ZM51 150V149H49ZM104 150V149H103ZM106 150V149H105ZM104 150V151H105ZM111 150V149H110ZM109 150V151H110ZM140 150V149H139ZM163 149L161 151H164ZM171 150V149H169ZM167 150V151H169ZM187 150V149H186ZM38 151V149L36 150ZM42 151V150H41ZM108 151V150H107ZM106 151V152H107ZM117 151V150H116ZM154 151V150H153ZM152 151V152H153ZM156 151V150H155ZM178 151H181V149H179ZM100 152V151H99ZM160 152V151H158ZM171 152V151H170ZM176 152V151H175ZM192 152V151H191ZM199 152V151H198ZM112 153V152H111ZM139 153V151H138ZM142 153V152H141ZM168 153V152H167ZM187 153V152H186ZM204 153V152H203ZM41 154V153H40ZM50 154V153H48ZM46 154V155H48ZM109 154V153H108ZM149 154V153H147ZM171 154V153H169ZM168 154V155H169ZM191 154V153H190ZM201 154V153H200ZM44 155V154H42ZM45 155V157H46ZM102 155V154H101ZM100 155V157H101ZM103 155H107V154H103ZM145 155V154H144ZM154 155V153H153ZM159 154H157L158 156ZM162 155V154H161ZM188 156H186L184 153H179V157H181V159L183 160V162L185 163V165L187 166V169H185L186 171L184 172V174L182 175V178H176L177 180L176 181H169L167 179V177L164 178V176L162 174H154V175H150V176H147L148 173L143 174L141 173L140 175L141 176H134V174H131L129 172L127 173H124L122 175L120 174H117V173H109V172H106L104 170H95V171H89L91 173H88L86 171L84 172H81L80 168H77L76 170H73L72 168L69 169V168H66L64 166L66 165H63V169L60 170V172L58 171V179H56L57 181L58 180H61L63 179L62 183L64 184H61V182H59L63 188H62V193L60 194V196H58L59 194L56 195L55 192H57L58 190L61 189V187H59V185H57L58 187V190L55 191V189H52L55 191L54 193L49 190L51 188H48L49 192L51 191V195H53V197H51V195H48V192L45 188L47 187H50L49 185H47V187H45L44 183L46 182H43L45 180V178H43L42 180V185L45 187H43L42 189H45L44 192H47V195L50 196L51 198H54L55 196H58L60 197L59 199L61 200L60 203L59 201H55V202H58L57 204H60V207L61 209L58 208V205L53 201L52 203L49 202V205L50 203L52 204V208H56V207H53L54 204L57 206L58 208V211L59 210H62V211H59L62 212L61 214L64 215L63 218H66V215L68 218H66V221L68 222V220L70 222H68L69 224L71 223V220L73 222L76 221V224H77V216L75 218H73V212H78L80 211L81 213V216L80 218L82 220H85V222H83L82 224L85 225L84 223H86L87 226L85 229H83V232H82V228H81V232H77L76 231H73L75 230V228L78 227V224L76 225L77 227H72V226H68V228L66 227H62L63 228V231L68 229L70 232H65V233H68V234H72L75 236H72V239L71 237L69 238V242H67V250H69L73 255H76L78 257V259L80 260H85V264H218L219 262V259L222 258V252L224 250V247H225V244L226 242L229 240V232L230 230H228V214L226 212H224L221 208L217 209L214 211V205L216 204V202L218 201H221L222 204L227 202V187L229 186V184L233 181L229 180V176L226 177V173L223 172V170L219 167L220 165L218 164L217 165V160L215 157V159L217 160L216 161V164L215 163H212L210 160L211 158L209 159V162H207L206 160H203L201 158H195L197 157L196 156H192L191 158H189V153L187 154ZM193 155V154H192ZM54 157L56 155H53ZM112 156V155H111ZM147 156V155H146ZM152 156V154H151ZM160 156V155H159ZM165 156V155H164ZM172 156V155H170ZM174 156H175V153H174ZM205 156V154H204ZM203 156V157H204ZM208 156V155H207ZM39 157V158H38ZM42 157V156H41ZM48 157H50V155H48ZM105 157V156H104ZM108 157V156H107ZM169 157V156H168ZM24 158L26 159L25 161H21V159L24 160ZM43 158V157H42ZM53 158V157H52ZM110 158V157H109ZM154 158V157H153ZM163 160H164V157H162ZM167 158V157H166ZM173 158V156H172ZM171 158V159H172ZM178 158V157H177ZM218 158V157H217ZM51 159V158H50ZM155 159V158H154ZM160 159V158H159ZM168 159V158H167ZM176 159V158H175ZM215 159H214V162H215ZM33 160H35V158H33ZM58 160V159H57ZM15 161H18L20 163L23 162V165H25V169L26 172L24 171L23 168L20 167V170L22 171H18L19 169V166L18 165V168L16 171H14L13 168H15L14 166L16 165L17 162ZM27 161V162H26ZM43 161V163L41 162ZM168 161V160H167ZM221 161V160H220ZM25 162V163H24ZM32 162V161H31ZM36 162V161H35ZM34 162V163H35ZM51 162V161H50ZM56 162V161H55ZM161 162H163L161 160ZM166 162V161H165ZM28 163V165H27ZM57 163V162H56ZM164 163V162H163ZM219 163V162H218ZM32 164V163H31ZM40 164L39 166H37V164L35 165L37 168L36 170L38 169V171L41 170L40 167ZM44 165H47V166H43ZM59 164V163H58ZM65 164V163H64ZM222 164V163H220ZM16 165V167H17ZM34 164H32V168H34L33 166ZM51 165H53L51 163ZM55 165V163H54ZM31 166V165H30ZM73 166V165H72ZM72 166H68V167H72ZM78 166V165H77ZM180 166V164H179ZM52 167V166H50ZM49 167V169H50ZM54 167V166H53ZM52 167V169H53ZM57 167V164L56 166ZM184 167V165L182 166V168ZM6 168V169H5ZM8 169L11 168L13 172H9ZM178 168V167H177ZM176 168V170H177ZM40 169V170H39ZM45 169V168H44ZM48 168L46 170L49 171L50 173V170ZM58 169V167H57ZM80 169V170H79ZM94 169V168H93ZM102 169V168H101ZM105 169V168H104ZM224 169V168H223ZM5 170L7 172H5ZM35 170V171H36ZM41 170V171H42ZM84 170V169H83ZM174 170V168H173ZM172 170V171H173ZM182 170V169H181ZM179 170V171H181ZM184 170V169H183ZM182 170V171H183ZM24 171V172H23ZM44 171V170H43ZM47 171V172H48ZM171 171V172H172ZM181 171V172H182ZM3 172V173H1ZM45 172V171H44ZM47 172H46V175H47ZM54 174L56 171H53ZM117 172V171H116ZM176 171H174L173 173H175ZM41 173V172H39ZM150 173V171H149ZM178 173V172H177ZM36 174V173H35ZM43 174V173H41ZM167 174V173H166ZM176 174V173H175ZM181 174V173H180ZM38 172H37V177L35 178V181L38 177ZM45 175V173H44ZM57 175V174H56ZM62 177H61V176ZM165 175V174H164ZM171 175V174H170ZM174 175V174H173ZM177 175V174H176ZM48 176V175H47ZM53 176V175H52ZM59 176L61 179H59ZM163 176V178L161 177ZM168 176V175H167ZM178 176V175H177ZM49 177V176H48ZM55 176H53L52 178L54 179ZM179 177V176H178ZM42 178V176H41ZM40 178V179H41ZM57 178V177H55ZM141 178V179H140ZM169 178V177H168ZM173 178V176H172ZM175 178V177H174ZM31 179V180H30ZM39 179V181H40ZM31 181V184L28 183V181ZM34 180V179H33ZM47 180V179H46ZM49 180V179H48ZM47 180V183L48 184V181ZM168 180V181H167ZM29 181V182H30ZM38 181V180H37ZM51 181V180H50ZM54 183H57L58 182L56 181L55 182V179L53 180ZM51 181L49 184L52 185L51 183L53 182ZM65 181V183H64ZM18 182V183H17ZM35 183V182H34ZM38 183V182H37ZM40 183V184H41ZM29 184V185H28ZM234 184V183H233ZM232 184V185H233ZM42 185H39L42 187ZM236 185V184H235ZM36 186H38V184H36ZM55 186V185H54ZM234 187V186H233ZM27 188V187H26ZM24 188V190H27L29 192L30 189H26ZM37 189V187L34 186L33 184V189ZM60 188V189H59ZM229 188V187H228ZM32 189V186H31V191L33 190ZM35 189V190H36ZM38 192L42 189H40L38 187ZM3 190V193L4 195L7 196V198L9 199V194L11 193H4ZM20 190V191H18ZM17 191L20 192L21 194H23L24 191L21 192V189H18ZM23 190V189H22ZM11 191V190H10ZM6 192V191H5ZM8 192V191H7ZM12 192V191H11ZM34 193V191H32ZM42 193V191H40ZM44 192L41 194V196L44 194ZM14 193V192H12ZM16 193V192H15ZM25 193V192H24ZM36 193V192H35ZM34 193V194H35ZM53 193V194H52ZM58 193V192H57ZM8 194V195H7ZM27 194V192H26ZM30 194V192H29ZM26 195L27 197H31V199L33 198V195L32 193L30 195ZM37 194V193H36ZM50 194V193H49ZM167 194H170L169 198H172L174 199L176 202H179V204L181 205V209L180 212L179 210L176 208L177 212L175 213L174 216H177V219H176V224L175 226H173V229L172 231H168L169 229H164V228H160V217L161 215H157L158 213H155L156 210L154 211V209H157V206L155 208V205H153L154 201L156 202H160V197H162L163 195H166ZM46 194L43 195V198H46L47 200L51 201L52 199L51 198H47L44 197ZM55 195V196H54ZM231 195V194H230ZM1 196V195H0ZM9 196V197H8ZM12 196V195H11ZM16 196V194H14V197ZM20 196V195H19ZM18 196V197H19ZM36 196V199L35 197L33 198L32 201L34 200H37L39 198H41V201L43 202L44 200L46 199H42V197H38V195H35ZM23 197V196H22ZM25 197V195H24ZM23 197V198H24ZM30 197L27 199L26 197V201L30 200ZM57 197V198H58ZM0 198H3L2 196ZM12 198V197H11ZM17 198V197H16ZM164 197H162L163 199ZM22 200V198H20ZM55 199V198H54ZM166 199V198H165ZM229 199V198H228ZM1 200V199H0ZM15 200V199H14ZM19 198L16 199V201H18ZM21 200L18 201L21 202ZM46 200V201H47ZM164 200V199H163ZM6 201V200H4ZM12 201V200H10ZM31 201V202H32ZM38 201V200H37ZM36 201V202H37ZM40 201V199H39ZM40 201V202H41ZM162 201V200H161ZM170 204L171 200H169L167 198V200ZM174 201V202H175ZM1 202V201H0ZM7 202V201H6ZM4 202V203H6ZM13 202V201H12ZM11 202V203H12ZM25 201H23L21 204H23ZM173 202V200H172ZM3 203V202H1ZM3 203V204H4ZM10 203V202H9ZM9 203L7 205H9ZM14 203V202H13ZM17 203V202H16ZM17 203V205H18ZM48 203V202H47ZM54 203V204H53ZM163 203V202H162ZM219 203V202H218ZM20 204V206H22ZM26 204V202H25ZM25 204H23V206H25ZM31 204V203H29ZM37 205L35 206V209L36 207H40L39 205L42 204V210L45 209V207H49V205H45L44 203H41V204H38L36 203ZM160 204V203H159ZM174 205L176 203H173ZM172 204V205H173ZM226 204V203H225ZM14 207H15V203L13 204ZM12 205V206H13ZM28 205V204H27ZM26 205V206H27ZM45 205V207H43ZM161 205V204H160ZM159 205V206H160ZM165 205V204H164ZM171 205V204H170ZM178 204L175 205V207L177 206ZM2 206V205H1ZM6 206V204H5ZM30 205H28L29 207ZM154 206V207H153ZM163 206V205H162ZM161 206V207H162ZM216 206V205H215ZM218 206V205H217ZM224 205H222L223 207ZM164 207V206H163ZM167 207V206H166ZM171 207V206H169ZM219 207V206H218ZM4 208V206L2 207ZM0 207V210L2 209ZM6 208H10V207H5ZM30 208V207H29ZM29 208H26V212L27 209L29 210ZM44 208V209H43ZM56 208V209H57ZM160 208V207H159ZM11 209V208H10ZM21 209V208H20ZM17 210V208L14 210L16 212L18 211H21V213L25 214L26 212H23V209L21 210ZM39 209V208H38ZM39 209V210H41ZM56 209H55V212H51V207L49 210H51L50 212L48 211H44V215L42 213V210H41V214L40 215H43L44 217L45 216H49V214H45V213H50V217L53 219L51 213H54V217L56 216L55 213L59 214L58 212H56ZM165 209V207H164ZM175 209V208H174ZM228 209V208H227ZM9 210V209H6V211ZM13 210V209H12ZM48 210V209H47ZM159 210V209H158ZM170 210V209H169ZM175 210V211H176ZM4 211V212H6ZM13 211V212H14ZM30 211H35L34 210V206H33V210L32 208H30L29 210V216L27 215V217L30 218V216L33 214V213H37L38 210L36 209L35 212H32V214L30 213ZM161 211V210H160ZM167 211V210H166ZM171 211V210H170ZM223 211V212H222ZM3 212V211H2ZM14 212V213H15ZM229 212V211H228ZM8 214L6 215H10L9 212H7ZM20 212H18V215H19ZM20 213V215H21ZM173 213V212H172ZM171 213V214H172ZM13 213H11L12 215ZM31 214V215H30ZM39 214V213H38ZM60 214V215H61ZM165 214V213H164ZM230 214V213H229ZM18 215H13L15 216L13 219V221H7L6 219L9 218V216L5 217L7 223L3 220L4 216L0 218L2 219V221H4V223L6 224H0V227H1V234H0V243H7L8 245L7 246H10L12 244V242L16 243L18 240V244H19V247L20 244H25L26 242H30V241H22L21 239H16L17 236L19 237H23L24 238V235L21 236L22 234H24V232L28 234V229L31 228L28 227L26 221L29 220V219H26L25 217H21L22 220L24 218V221L23 223L27 226L23 227L21 226L23 223L20 222L21 220L18 219L17 220V216ZM234 215V214H233ZM13 216H10L9 219H11V217ZM39 216V215H38ZM163 216V215H162ZM170 216V214L168 215ZM18 217V218H19ZM32 217V216H31ZM34 217V215H33ZM42 217V219L44 218ZM50 217H48L50 219ZM59 217V216H58ZM57 217V218H58ZM70 217H72L70 219ZM166 217V216H165ZM35 221H39L36 217ZM34 218H33V226L35 225L34 224ZM41 218V216H40ZM47 218V217H45ZM56 218V217H55ZM56 218V219H57ZM61 218V217H60ZM79 218V217H78ZM79 218V219H80ZM171 218V217H170ZM175 218V217H174ZM0 219V220H1ZM8 219V220H9ZM41 219V220H42ZM48 219V220H49ZM50 219L49 220V224L50 221L52 220ZM76 219V220H75ZM163 218H161L162 220ZM15 220V221H14ZM16 220H17V223H19L17 226L16 224ZM32 220V219H31ZM40 220V221H41ZM47 221V219H44ZM44 220L42 221L41 224L44 225ZM59 220V219H58ZM56 220V221H58ZM62 220V219H61ZM165 220V219H163ZM167 220V219H166ZM170 220V219H169ZM53 221V225L51 227L54 226V220ZM51 221V222H52ZM172 221V220H171ZM170 221V222H171ZM11 223H14L15 222V226H13L12 224L11 225H7L8 223L10 224ZM44 222V223H43ZM59 222V223H58ZM57 224H62V222L58 221ZM72 222V223H73ZM80 222V220L78 221ZM164 222V221H163ZM169 222V223H170ZM0 223H3V222H0ZM31 223V222H30ZM29 223V224H30ZM31 223V224H32ZM47 223V222H46ZM56 223V222H55ZM63 223H66V222H63ZM81 223V222H80ZM30 224V225H31ZM38 224V223H36ZM40 224V222H39ZM40 224V225H41ZM56 224V225H57ZM67 224V223H66ZM162 224V223H161ZM172 224V223H171ZM170 224V225H171ZM172 224V225H174ZM63 225V224H62ZM65 225V224H64ZM63 225V226H64ZM74 225V224H73ZM81 225V224H80ZM79 227H83V226H80ZM32 226V227H33ZM46 226V224L44 225ZM43 226V227H44ZM48 226V224H47ZM58 226V225H57ZM66 226V225H65ZM36 227H39L38 225ZM41 227V226H40ZM60 227V228H61ZM69 227H72L73 230L71 231V229ZM167 227L169 228V225L167 224ZM42 228V227H41ZM45 228V227H44ZM44 228H42L44 230ZM48 228V227H47ZM45 228V231L46 229ZM56 228V227H55ZM27 229V230H26ZM33 229H36L37 228H33ZM171 229V228H170ZM26 230V231H25ZM50 230V229H48ZM47 230V231H48ZM56 230H59L56 229ZM65 230V231H66ZM80 230V228L78 229ZM88 230V231H87ZM90 230V231H89ZM166 230V231H164ZM32 231V230H31ZM34 231V230H33ZM32 231V232H33ZM41 231V229H40ZM54 231V230H53ZM51 231V233L53 232ZM60 231H62L60 229ZM87 231V232H86ZM168 231V232H167ZM39 232V231H38ZM42 232V231H41ZM44 232V231H43ZM72 232V233H71ZM36 233V232H35ZM47 233V232H46ZM58 233V232H57ZM61 233V232H60ZM82 235H80V234ZM30 234V232H29ZM56 234V233H55ZM59 234V233H58ZM64 234V233H63ZM262 235H260V238H263L264 239V232L261 233ZM33 235V233H32ZM39 235L36 233V236ZM43 235V234H41ZM40 235V236H41ZM52 236L54 234H51ZM31 236V235H30ZM47 236V235H46ZM56 235H54L55 237ZM60 236V237H59ZM64 236V237H63ZM66 235H58L57 238H63V239H66ZM69 236V235H68ZM77 236V238H75ZM84 238H83V237ZM15 237V239H14ZM18 237V238H19ZM34 237V236H33ZM48 237V236H47ZM50 237V236H49ZM53 237V239H54ZM36 238V237H35ZM38 238V237H37ZM41 238V237H40ZM43 238V237H42ZM61 238V240H63ZM29 239V237H28ZM34 239V238H33ZM49 239V238H48ZM47 239V240H48ZM68 239V237H67ZM256 235L254 233H249L247 236L244 237V248L242 249V253L245 254V256H241L240 257V262L239 264H261V263H264V245H260L258 242L259 241H256ZM9 240H12V242H9ZM37 240V239H36ZM39 240V239H38ZM45 241H47L46 239H43ZM51 240V239H50ZM60 239L58 240V242L61 241ZM33 241V240H32ZM55 241V239L53 240V242ZM10 244H9V243ZM36 242V241H34ZM40 242H41V239H40ZM56 242V241H55ZM63 244L64 242L66 241H62ZM60 242V243H62ZM18 244H15L16 246ZM51 244V243H50ZM27 245V243H26ZM6 246V247H7ZM23 246V245H22ZM54 246V244H53ZM57 246V244H56ZM3 247V245H2ZM58 247V246H57ZM61 247V246H60ZM63 247H65V245H63ZM1 248V247H0ZM62 248V247H61ZM60 248V249H61ZM6 249V248H5ZM62 249H65V248H62ZM4 250V249H3ZM2 249L0 251H3ZM8 250V249H7ZM57 250V248H56ZM10 251V250H9ZM66 251V250H64ZM5 252V251H4ZM12 252V251H11ZM3 253V252H2ZM10 254V253H9ZM2 255V254H1ZM4 255V253H3ZM6 255H7V251H6ZM11 255V254H10ZM249 256V258L247 257ZM7 257V256H6ZM4 258V257H3ZM5 260V259H4ZM79 260V261H80ZM39 261V260H38ZM26 262V261H25ZM32 262V261H31ZM23 263V262H22ZM30 262L28 261V264ZM40 263V262H39ZM83 263V262H82ZM38 264V263H37Z\"/></svg>",
  "mask_w": 264,
  "mask_h": 264
}]
</instances>
